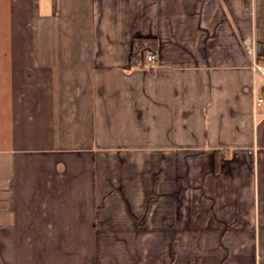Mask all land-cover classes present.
<instances>
[{
  "label": "crops",
  "instance_id": "crops-1",
  "mask_svg": "<svg viewBox=\"0 0 264 264\" xmlns=\"http://www.w3.org/2000/svg\"><path fill=\"white\" fill-rule=\"evenodd\" d=\"M248 48L264 0H0V264H264Z\"/></svg>",
  "mask_w": 264,
  "mask_h": 264
},
{
  "label": "built area",
  "instance_id": "built-area-1",
  "mask_svg": "<svg viewBox=\"0 0 264 264\" xmlns=\"http://www.w3.org/2000/svg\"><path fill=\"white\" fill-rule=\"evenodd\" d=\"M252 52V69L261 77V82L254 87L255 103L257 105L264 104V61L259 60L253 53L252 48H248ZM157 62V54L154 51L149 52L146 55V63L149 67H153Z\"/></svg>",
  "mask_w": 264,
  "mask_h": 264
},
{
  "label": "trees",
  "instance_id": "trees-1",
  "mask_svg": "<svg viewBox=\"0 0 264 264\" xmlns=\"http://www.w3.org/2000/svg\"><path fill=\"white\" fill-rule=\"evenodd\" d=\"M147 45L152 47L156 46V40L154 38L138 37L135 40L134 51L132 54L134 63H137L141 55H143L147 49Z\"/></svg>",
  "mask_w": 264,
  "mask_h": 264
}]
</instances>
